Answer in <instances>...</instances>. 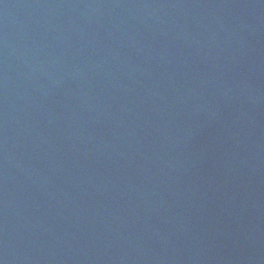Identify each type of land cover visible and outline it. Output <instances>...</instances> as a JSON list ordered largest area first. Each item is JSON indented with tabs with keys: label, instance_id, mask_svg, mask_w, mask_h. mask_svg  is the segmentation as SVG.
I'll list each match as a JSON object with an SVG mask.
<instances>
[{
	"label": "water",
	"instance_id": "water-1",
	"mask_svg": "<svg viewBox=\"0 0 264 264\" xmlns=\"http://www.w3.org/2000/svg\"><path fill=\"white\" fill-rule=\"evenodd\" d=\"M0 264H264V0H0Z\"/></svg>",
	"mask_w": 264,
	"mask_h": 264
}]
</instances>
